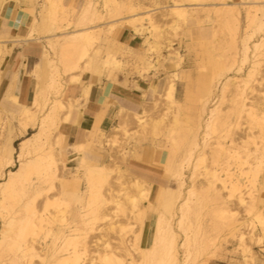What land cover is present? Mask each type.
<instances>
[{"label":"bare ground","instance_id":"bare-ground-1","mask_svg":"<svg viewBox=\"0 0 264 264\" xmlns=\"http://www.w3.org/2000/svg\"><path fill=\"white\" fill-rule=\"evenodd\" d=\"M124 1H105L102 5L103 9H100L95 2L89 1L84 8V20L102 19L104 11L110 15L120 14L123 8L127 7L129 11L134 12L132 16L127 18L128 24L131 25L133 30L140 34L147 29L152 34L153 28L156 27L153 26L150 16H148L149 12L143 15L137 14L135 13L136 6L124 4ZM192 1L191 5H200L198 3L200 0ZM45 3L46 15L43 19L46 22L41 27V32L44 35L37 36L39 35L36 32L37 25L33 24L28 39H41L43 37L53 49L58 47V51L47 49L43 53L41 59L43 58L45 64L49 67L45 71L46 78L44 80L47 87L41 86L40 88L39 86L32 103L28 106H20L18 112L21 119L25 120L20 128L21 133H25L29 125H34L38 118H40V130L32 136L24 138L20 150L17 152V158L13 136H10L0 146V217L2 218V222H0V257L7 250L14 248L19 252L18 256L25 259L26 264H33L32 258L34 256L42 257L37 249L36 240L46 224H51L54 221L45 215L42 204L37 202L40 196L38 180L44 176L58 177L59 166L63 163V166L67 167L63 158L68 153L75 151L79 155L76 156L78 157L79 167L85 168L84 179L87 184V191L90 193L88 203L92 207L91 211H86L84 207H81L74 213V216L76 215L81 223L88 221V223L104 222L114 229V215L105 209L106 206L113 204V213L117 215L119 211H126L125 205L128 203L134 211L142 213L145 212L141 210L142 203L145 201L152 203L149 200L151 196L156 199L154 204L156 207L151 204L149 208L156 209L155 211L158 212L152 242L147 246L135 242L132 248H123L131 255L132 260L130 262L123 255L118 254L109 242H105L103 248L98 249L96 254L91 256L89 264H188L192 252L197 258L202 253L205 245L203 242L198 243L192 251L191 245L185 241L183 243L179 242L177 232L173 228V219L176 214L181 213V215L178 214L180 217L179 225L183 224L184 218L187 216L194 218L198 227H200L202 224L201 214L208 201H212L211 205L215 210L216 217H227L230 232L238 237L240 246L243 248L245 262H256V256L252 247L248 245V239L254 240L256 237L258 242L264 240V213L262 211L264 199L257 198L256 194L253 193H250V197L247 199L244 192L247 181L244 180L245 178L250 179V184L254 186L261 173L264 179V171L261 169L264 162V124H260L261 143H256V147L250 149L249 144L252 136L247 133V138L239 146L233 137L228 141L226 140L235 123L233 120H229V115L220 114L221 108L219 105L215 106L216 103L211 104L218 88L221 89L223 95L229 89L232 92L231 110L238 116L247 113L253 116L256 122H261L260 119H263L264 116L261 115L263 110L260 111V109L263 108L264 101H256L248 106L244 95L250 79L259 71L264 56V35L252 40L254 33H248L245 27L243 28L241 43L243 51H237L236 54L230 56L217 55L214 53L215 51H204L210 67L209 72L202 74L198 79L199 103L189 115L186 126L173 127L167 133L170 153L163 152L161 162L164 165L163 168L168 180L164 185L161 184L158 190H152L151 185L146 181L132 174L131 178H128L120 168H116L114 182L122 192L118 194L112 190V185L103 190L104 183L107 182L113 171H106L104 165L94 164L104 156L94 148L96 137L100 134V131H103L104 115L97 118L89 132L87 141L67 144V139L62 133H59L54 143L50 145L51 151L45 155L39 153L46 144H49V136L52 130L58 129L60 113L70 110L73 106L72 100L66 103L61 97H57L39 117V113L47 106L50 91L58 96L62 95L65 89L67 81L57 78L58 75L56 74L60 70L59 64L62 65L65 72L70 73L69 82L80 81L82 75L86 72L91 73L100 80L104 76L113 78L123 69L124 65L123 60L117 56L119 51H114L116 42L108 40L109 38L106 39L108 40V51L93 48L97 38L92 31L94 27L70 30L68 25H54L52 21L59 11L58 0H45ZM219 6L216 7L215 12L226 23L233 22L230 30L234 36L240 29L238 21L242 8L246 11V26L255 27L264 34V0H232ZM171 9L179 16L186 17L188 5L174 4L171 5ZM118 21L114 19L108 24L107 30L109 33L116 29ZM25 40L19 39V37L10 39V41L16 43ZM161 41V39H157L155 45H151L153 42L150 36L146 39L151 49L156 48V53L159 55L162 53ZM1 42L3 40H0ZM235 44L236 42H233V45ZM104 52L105 54H103ZM238 53L240 59L237 57ZM175 55L170 66L175 70H179L182 54L175 51ZM249 60L251 66L239 78L237 73L241 71L242 65ZM144 66L146 71L157 70V67L152 65L151 60L148 58L144 59ZM41 71L43 72L44 69L39 59L32 74L40 76L38 74ZM76 71L79 72L74 74L73 72ZM231 73L234 74L231 75ZM179 77L178 71H174L169 76L165 96L171 104L168 107L171 111L165 113L159 122L154 123L153 127L155 129H157L159 123L164 121L165 116H169V113L173 112V108H176V80ZM155 90L156 87L152 86V91ZM174 113V121L178 125L180 123L179 110H177V113L174 111ZM134 115L136 122L146 128V124H149L148 120L141 113L136 112ZM69 118L70 114L67 113L62 119L68 122ZM115 143V140H113V144ZM31 146L33 151L29 150ZM240 148H242V151H240ZM54 149H56L60 159H57L52 152ZM26 152L34 155L27 157ZM120 152L124 160H127L131 155V152L126 148H123ZM241 154H243V158ZM194 155L197 162L195 164L196 168L207 159H210L212 164L211 167L205 166L204 172L199 173L206 177L205 184L201 185L199 189L198 185L195 183L188 185L187 181V177L193 180L194 175L197 173L196 168L191 172V176H187L186 166H184V162L190 161ZM251 157L254 159L253 163L250 162ZM230 159L240 160L237 171H232L230 168ZM255 165L256 167H253ZM142 167L143 169L146 168ZM220 168L225 171V175L221 174ZM148 169L156 171L155 168ZM34 176H37V179ZM80 180L81 176L76 174L69 178H62L63 192L67 194L73 185L80 183ZM225 190L228 192L227 197L223 194ZM87 191L85 190L78 195L81 202L84 201V195ZM193 196L195 198H192ZM232 197H237L239 204L247 211L249 217L245 221L235 219L236 213L231 212L232 199L230 198ZM122 198L124 201H122ZM58 202L56 204L60 206L61 201ZM13 209H16L14 214L8 216L6 211L9 212ZM88 216L90 217L88 218ZM63 221H66V219ZM66 225L57 227L56 238H63L65 241L64 249L67 251L72 249V251L67 256L59 257L54 264H84L85 257L89 252L87 232H80L79 228L68 226L70 225L69 222ZM131 226L133 230L135 224H131ZM247 230H250L253 234L248 235ZM123 231L124 228L121 229V232ZM181 250H184L185 258L181 257ZM47 261L48 257L43 256L42 263L46 264Z\"/></svg>","mask_w":264,"mask_h":264},{"label":"rangeland","instance_id":"rangeland-1","mask_svg":"<svg viewBox=\"0 0 264 264\" xmlns=\"http://www.w3.org/2000/svg\"><path fill=\"white\" fill-rule=\"evenodd\" d=\"M28 1L35 4V8L38 9L37 11L35 9L32 26L36 24V32L39 33L37 36H42L44 34L41 32V27L43 23L46 22L43 19L46 15L45 0ZM89 1L95 2L100 9H103V3L108 0H58L59 11L54 16L52 22L54 25L59 26L68 25L70 30L94 27L92 31L97 38L93 48H100L101 51H108V40H113L116 42L114 51H119L117 56L124 62L123 69L116 74V77L104 76L102 78L106 79L108 83L120 86L125 91H128L129 94H133L119 98H114L112 95H109L105 103L106 110H111V114L106 119V125L102 127L103 131H100V134L96 137L94 142V148L104 155L100 161L94 164L104 165L106 171H113L112 175L108 177L107 182L104 183L103 190L112 185V190H114L115 193H122L120 187L114 182L116 179V168H120L126 177L131 178L132 175L137 176L149 183L152 190H158L161 184L164 185L168 180L163 168L164 165L161 162L162 153H170L167 133L173 127L186 126L189 115L199 103L198 79L202 74L208 73L210 67L204 51H215L214 53L217 55H234L237 51H243L241 44L243 28L246 27L250 34L254 33L252 40L258 39L264 34L255 27L246 26L247 18L244 8L241 9V14L239 15L238 24L240 29L235 36L232 34L230 27L233 26V22L230 21V23H226L225 20L221 19L215 12L217 6L220 7L219 5L222 3L231 2L232 0H200L198 2L200 5H191V3H193L192 0H125L124 4L127 3L136 6L137 9L135 13L137 14L143 15L149 12L148 16H150L153 26L156 27H152V34H150L147 29L140 34L133 30L131 25L128 24L127 18L132 16L134 12L129 11L127 7L123 8L120 14L110 15L104 11L102 19H96L94 21L88 19L85 21L83 13ZM174 4L188 5L186 17L179 16L171 9V5ZM114 19L119 20L117 27L113 32L109 33L107 30L108 24ZM10 36V34H0V40H3V42L0 43L2 49L0 51V91L9 76L6 58L13 52L8 48V43L11 39ZM130 36L135 37L133 40H129ZM148 36H150L153 42L151 45H155L157 39L162 40L161 55L156 53V48L151 49V46L146 42ZM11 42L14 43V46L18 45L14 41ZM233 42H236V44L233 45ZM39 43L44 45V52L47 49L49 51H58V47L53 49L44 38L39 40ZM170 47L171 49H169ZM175 51L182 54V62L179 70H175L170 66L172 59L176 56ZM103 54H105V52ZM237 57L240 59L239 53ZM146 58L150 59L152 65L157 67L156 71L153 69L146 71L144 69V59ZM40 60L44 71L38 74L40 76L30 75V77H35L38 82L37 91L39 90V86L40 88L41 86L47 87L44 80L46 78L45 71L49 69L44 59L40 58ZM250 66V60L245 62L242 65L241 71L237 73V76L241 78V75H243ZM59 68V72L56 73L58 75L57 78L67 81L65 86L66 89L67 85L70 83V73L65 72L61 64H59ZM174 71H178L180 74V77L176 80V108L172 107L174 109L172 110L173 112L169 113V116H165L164 121L159 123V126H156L157 129H155L153 127L154 123L159 122L160 118L164 116L165 113L171 111V109H168L171 104L166 99L165 93L169 76ZM78 72L79 71L73 73L75 74ZM233 74L234 73H231V75ZM41 81H43V83L40 84ZM152 86L156 87L155 91H152ZM65 89L62 95L58 96L50 91L47 106L39 113V117L42 116L55 98L61 97L63 101H67L65 99ZM231 94L232 92L228 89L223 95L221 89L219 90L218 88L211 105L215 103V106L219 105L221 108L220 114L229 115V120H233L235 123L233 130L228 134L226 140L228 141L233 137L236 139V142H238V145H241V142L247 138V133H250L253 138H250L251 142L249 147L250 149H254L256 143H261L262 140L259 133H261L260 124H264V118L260 119L261 122L259 123L255 121L253 116L247 113H243L241 116L236 115V113L231 110ZM244 96L248 106H251V104L256 101H264V56L262 57L259 71L250 79L249 86ZM12 98L18 103L16 98ZM79 103V101L73 102V106L70 110L60 113L59 127L58 129L52 130L49 136V144L45 145L44 149L39 152L40 154L45 155L51 151L50 145L54 143L59 133H62L65 139H67V144H76L88 140L90 130L85 132L86 136L84 139L72 142L69 140L66 131L62 127L63 123H65L62 118L69 113L70 118L68 122H70L72 111ZM20 106H18L17 109H13L11 106H8L6 98L0 99V146H2L10 136H13V144L16 147V158L24 138L30 135L32 136L40 130V118H38L34 125H29L25 133L20 132V128L25 122L18 113L21 108ZM262 107L260 111L263 110L261 115L264 116V105ZM177 110H179L178 117L180 118V123L178 125H176L174 121V111L177 113ZM136 112L141 113L144 118L148 120L149 124H146V128L136 122L134 115ZM113 140H115V144H113ZM123 148L131 152L127 160H124L121 156L120 151ZM29 150L33 151L32 146ZM240 151H242V148H240ZM52 152L56 155L57 159H60V156L56 153V149L52 150ZM26 154L27 157L34 155L29 152H26ZM76 156H79L78 152L73 151L63 158L67 167H64L63 163L59 166L57 171L58 177L44 176L38 180L40 196L37 202L42 204L45 215L54 221L51 224H46L36 240L39 254L42 257H48L46 264H54L59 257L67 256L69 252L72 251V249L69 251L64 249L65 241L63 238H56L57 227L59 225H66L69 222L70 225L68 226L79 228L80 232H87L89 252L85 257L84 264H89L91 256L95 255L98 249H102L105 242H109L118 254L123 255V257L130 262L132 257L123 249L124 247L132 248L135 242L147 246L152 242L158 212L155 211L156 209L153 210L149 207L151 204H153V207H156V205H154L156 202L155 197H150L149 200H151L152 203L149 201L142 203L143 206L141 210L145 211L142 213L134 211L128 203L125 205L126 211H119L117 215L113 213V204L106 206L105 209L114 215V229L104 222L88 223V221L86 223H81L80 219L76 215L74 216V213L81 207H84L86 211H91L92 207L89 206L88 203L90 193L87 191V184L84 179L85 168L79 167L78 157ZM241 156L243 158V154H241ZM229 161L231 162L230 168L232 171H237L238 162L240 160L230 159ZM250 162H254L252 157ZM196 163L195 155L190 161L184 162L187 176L192 175L191 172L196 168ZM211 165L210 159L198 165L196 168L197 173L194 175L193 180L187 177L188 185L195 183L198 185V189L201 185H204L206 177L199 173L204 172L205 166L211 167ZM142 166L147 169H143ZM253 167H256V165ZM148 168H155L156 171H150ZM261 169L264 171V162L262 163ZM220 172L222 175H225V171H222L221 168ZM75 174L81 176L80 183L75 186L73 185L71 187L72 189L67 194L64 193L61 179L64 177H72ZM34 178L37 179V176H34ZM244 181H247V186L244 187L247 199H249L250 193L256 194L257 198L264 199V179L262 173L259 175L256 185L254 186L250 184V179L245 178ZM85 190L87 193L84 195V201L81 202L78 195ZM223 194L225 197L228 196L226 190L223 191ZM192 198H195V196ZM230 199H232L231 212L236 213L235 219L245 221L247 217H249L245 208L239 204L237 197H232ZM58 201H61L60 206L56 204ZM122 201H124L123 198ZM211 204L212 201H208L205 204L201 214L202 224L200 227H198L197 221L194 218L187 216L184 218L183 224L179 225L178 221L181 213H178L179 215L176 214L173 219V228L177 232L179 242L183 243L185 241L187 244L191 245L190 248L191 250L193 249L192 251H194L198 243L203 242L205 245L202 253L197 256V258L194 252H192L188 264H264V240L258 242L256 237L254 240L248 239V245L252 247L256 256V262H245L243 248L240 246L238 237L232 235L230 232L227 217H216L217 215L215 216V210H213ZM15 210L16 209L6 212L8 216H11L14 214ZM262 211L264 213V206L262 207ZM89 217L90 216H88V218ZM64 219H66V221H63ZM0 222H2L1 217ZM131 224H135L133 230ZM122 228H124L123 232H121ZM247 233L250 236L253 234L250 230H247ZM202 238L204 239L203 241ZM18 253L19 252H17L15 248L7 250L6 253L0 257V264H26L25 259L18 256ZM131 253H133V251H131ZM181 255L182 258H185L184 250H181ZM42 257L34 256L32 258L33 264H43Z\"/></svg>","mask_w":264,"mask_h":264},{"label":"crops","instance_id":"crops-1","mask_svg":"<svg viewBox=\"0 0 264 264\" xmlns=\"http://www.w3.org/2000/svg\"><path fill=\"white\" fill-rule=\"evenodd\" d=\"M35 4L28 0L0 1V34H10L11 37L26 39L18 45L8 43V48L13 51L7 56L6 64L9 76L0 91V99H5L8 106L17 109L20 105H30L35 99L38 82L35 77H30L35 69L36 62L43 56L44 45L39 43L43 39H28L35 16ZM37 14V13H36ZM123 35V34H122ZM135 36H130L133 40ZM90 86V87H88ZM89 88V89H88ZM88 91L86 92V90ZM109 95L122 97L129 94L120 86L108 83L106 79L100 80L91 73H84L80 81L70 82L65 89V99L79 101L74 107L70 122L63 123L69 140L80 141L86 136V131L91 130L100 115H104L103 127L111 110H106L105 103ZM16 98L18 103L12 98Z\"/></svg>","mask_w":264,"mask_h":264}]
</instances>
